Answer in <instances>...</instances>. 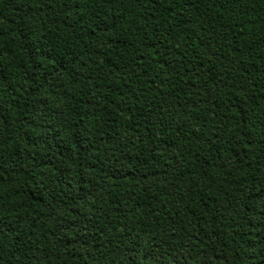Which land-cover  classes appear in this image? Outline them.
I'll list each match as a JSON object with an SVG mask.
<instances>
[{
  "label": "trees",
  "instance_id": "trees-1",
  "mask_svg": "<svg viewBox=\"0 0 264 264\" xmlns=\"http://www.w3.org/2000/svg\"><path fill=\"white\" fill-rule=\"evenodd\" d=\"M0 58V264H264V0H0Z\"/></svg>",
  "mask_w": 264,
  "mask_h": 264
},
{
  "label": "snow or ice",
  "instance_id": "snow-or-ice-1",
  "mask_svg": "<svg viewBox=\"0 0 264 264\" xmlns=\"http://www.w3.org/2000/svg\"><path fill=\"white\" fill-rule=\"evenodd\" d=\"M91 2L93 4H97V5H103L105 3L111 5V6H115L118 3H131V2H135L137 4H139L141 2V0H91ZM147 2L152 3L153 5H155L157 3V0H147ZM243 2V0H242ZM72 3V0H63V7H69ZM81 3H88V0H81ZM169 8H171V5H169ZM249 19H251V17H249ZM0 62H2V58H0ZM0 82H2V77H0ZM262 111H264V109H262ZM3 137H0V158H2V154H3ZM261 142H264V137H261ZM257 142L251 138L250 136L248 137L247 143H246V147L247 144H252L255 145ZM239 155V154H237ZM6 175V173L4 172V170L2 168H0V181H2L4 179V176Z\"/></svg>",
  "mask_w": 264,
  "mask_h": 264
}]
</instances>
